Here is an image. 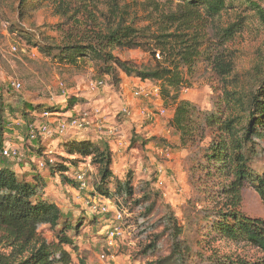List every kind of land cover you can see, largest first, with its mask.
<instances>
[{"label":"rangeland","instance_id":"obj_1","mask_svg":"<svg viewBox=\"0 0 264 264\" xmlns=\"http://www.w3.org/2000/svg\"><path fill=\"white\" fill-rule=\"evenodd\" d=\"M30 2L34 5L38 0ZM144 2L120 0V6L128 14L126 19L145 25L142 22L149 11ZM17 6L18 0L0 1V149L8 146L18 149L20 158L0 159V162L13 166L20 178L30 180L37 173L44 177L48 183L45 198L53 201L64 218L68 217L77 228L69 233L77 250L67 249L73 261L151 264L159 256L168 254L169 243L162 229L140 233L144 229L141 225L144 223L149 229L170 210L182 229L181 239L190 249L188 264H217L227 259L262 264L264 253L257 248L245 242L210 237L204 229L203 212L225 208V202L216 197L223 179H207L201 169L202 149L210 141V132L198 147L189 143L183 146L170 127L173 110L165 108L162 100L154 95L153 82L121 75V84L117 86L109 76L98 74L93 63L81 69L57 65L51 57L40 53L38 46H43V36L58 37L54 28L59 18L53 15L47 3H42L40 9H29L20 20ZM233 6L235 9L226 10L217 21L226 26L244 20L243 29L228 45L234 66L228 84L219 81L204 62H199L192 73L184 72L188 86L187 93L181 91V99L192 103L201 114L223 107L220 96L225 88L233 90L235 87L242 94L248 93L257 52L260 50L264 55V30L257 18L240 3ZM99 8L104 12L103 6ZM113 55L139 69L153 63L152 57L139 49L115 50ZM14 82L20 84L19 89L12 87ZM99 83L102 86H98ZM116 87L118 94L114 92ZM140 89L147 93V98L135 96ZM72 98L77 101L73 107L69 104ZM160 107L168 111L166 116L156 114L152 120H145L139 115L141 109L155 112ZM124 108L130 111L129 117L120 113ZM73 119L86 120L88 127L82 134L101 148L107 146L112 154L114 177L123 182L129 173L135 192L132 204L120 212L115 201L94 195L92 186L99 182V176L98 168L90 159L71 157L62 149L56 150L59 147L56 135L38 138V143L44 146L41 153L35 149L37 141L28 140V125L55 126ZM254 150L256 154L252 155L249 167L259 174L264 173V141ZM49 152L52 155L47 158L53 164H64L70 169L68 177L77 187L63 183L59 174L49 175L47 165L38 160ZM146 193L150 194L147 201L143 198ZM137 200L142 204L133 205ZM143 206H152V213L148 215ZM239 210L251 219L264 221V206L249 185L242 191ZM42 231L47 239L51 238L47 228ZM112 232L119 235L110 242L108 236ZM155 236L158 250L151 254L149 244Z\"/></svg>","mask_w":264,"mask_h":264},{"label":"trees","instance_id":"obj_2","mask_svg":"<svg viewBox=\"0 0 264 264\" xmlns=\"http://www.w3.org/2000/svg\"><path fill=\"white\" fill-rule=\"evenodd\" d=\"M42 3H47L60 21L54 28L58 37L43 36L44 44L38 46L40 53L51 57L57 65L74 69L93 63L98 74L109 76L117 86L121 84V75L153 82L159 87L163 106L173 110L170 127L183 146L189 143L198 147L210 132V141L202 149L201 169L207 179H223L216 197L225 202V208L205 210L201 220L204 229L210 237L245 242L264 253V221L251 219L239 210L241 194L247 185L264 206V173L249 167L252 155L256 154L255 146L264 141V55L260 50L257 52L248 93L242 94L235 87L222 90L223 107L201 114L192 103L181 99V91L188 86L184 72L192 73L199 62L206 63L219 81L228 84L234 67L228 45L243 29L244 20L226 26L217 21L226 10H233V5L240 3L244 10L253 12L264 30V0H165L163 4L145 0L149 11L142 22L145 25L126 19L128 14L120 6V0H38L34 5L30 0H18V19H23L29 9H40ZM136 49L148 53L152 65L139 69L113 55L115 50ZM76 103L73 98L69 101L71 107ZM28 129L29 125L27 137ZM38 138L29 142L37 141L35 149L41 153L44 146L38 143ZM57 141L56 150L62 149L71 157L90 159L98 168L99 182L92 186L94 195L115 201L119 212L132 204L135 190L131 177L127 173L128 178L122 182L113 176L112 154L107 146L101 148L82 133L67 134ZM3 149L0 159L17 160L2 157ZM49 153L38 159L47 165L49 175L59 174L63 183L77 187L68 177L70 169L64 164H53L47 158L52 155ZM47 184L39 173L30 180L23 179L17 176L13 166L0 162V264H85L82 259L75 263L67 250H77L69 236L77 228L68 217L64 218L53 201L45 198ZM149 197L148 193L143 196L146 201ZM140 204V200L133 202L135 206ZM143 207L148 215L152 213V206ZM141 227L144 229L140 233L162 229L169 243L168 254L151 264H188L191 252L181 239L182 229L170 210L149 229L144 223ZM43 228L48 229L50 239L43 235ZM157 241L155 236L149 244L151 254L158 250ZM217 264L244 263L227 259Z\"/></svg>","mask_w":264,"mask_h":264},{"label":"built area","instance_id":"obj_3","mask_svg":"<svg viewBox=\"0 0 264 264\" xmlns=\"http://www.w3.org/2000/svg\"><path fill=\"white\" fill-rule=\"evenodd\" d=\"M98 86H102V83H99ZM12 87L14 89H19L20 84L17 82H14L12 84ZM182 92L187 93V90L185 89ZM153 93L156 97L160 98L159 88L157 86L153 87ZM135 96L147 98V93H145L143 91V89H140L138 92L135 93ZM167 112L168 111L166 109H164L163 107H160V109L156 110L155 112L149 111L146 109H141L139 112V115L141 116V118H143L145 120H152L156 114H159L161 116H166ZM120 113L126 117L130 116V111L126 108L121 109ZM87 127H88V123L84 119L83 120L73 119L70 122L57 124L55 126H52L50 124H37V123H35L34 125L29 126V129H28L29 137L28 138H29V141H34L38 137L45 139V138L52 137L53 135H56L57 137H61V136H65V135L71 134V133H83L84 131L87 130ZM1 156L4 158L19 159L20 158V152L18 149L8 147V148H4L1 151ZM79 178H80V176L78 177V179ZM118 235H119V233L112 232L108 236V238L110 239V242H112L113 238L115 236H118ZM110 245H111V243H110Z\"/></svg>","mask_w":264,"mask_h":264},{"label":"crops","instance_id":"obj_4","mask_svg":"<svg viewBox=\"0 0 264 264\" xmlns=\"http://www.w3.org/2000/svg\"><path fill=\"white\" fill-rule=\"evenodd\" d=\"M15 171V170H14Z\"/></svg>","mask_w":264,"mask_h":264}]
</instances>
